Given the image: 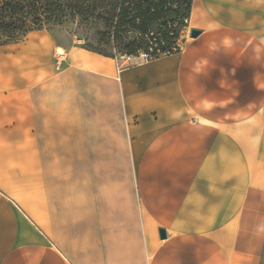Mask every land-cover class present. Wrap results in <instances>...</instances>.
Masks as SVG:
<instances>
[{
  "label": "crops",
  "instance_id": "1",
  "mask_svg": "<svg viewBox=\"0 0 264 264\" xmlns=\"http://www.w3.org/2000/svg\"><path fill=\"white\" fill-rule=\"evenodd\" d=\"M76 41L0 44V264H264V0L120 70Z\"/></svg>",
  "mask_w": 264,
  "mask_h": 264
},
{
  "label": "trees",
  "instance_id": "2",
  "mask_svg": "<svg viewBox=\"0 0 264 264\" xmlns=\"http://www.w3.org/2000/svg\"><path fill=\"white\" fill-rule=\"evenodd\" d=\"M192 0H0V44L18 41L29 31L45 25H59L66 18L101 20L112 42H120L122 53L138 57L149 47L174 52L187 26ZM132 31L133 39L122 33ZM84 48L106 56L105 49ZM155 58L161 56L155 51Z\"/></svg>",
  "mask_w": 264,
  "mask_h": 264
},
{
  "label": "rangeland",
  "instance_id": "3",
  "mask_svg": "<svg viewBox=\"0 0 264 264\" xmlns=\"http://www.w3.org/2000/svg\"><path fill=\"white\" fill-rule=\"evenodd\" d=\"M46 27L56 28L60 26L67 33L71 34L74 39L82 46L92 45L94 47H100L105 49L113 57L117 53H122L120 42H112L109 38V33L104 23L101 20L88 19L79 20L78 18H66L62 24L59 25H45ZM182 34V33H181ZM123 40L133 39L135 33L129 31L122 33Z\"/></svg>",
  "mask_w": 264,
  "mask_h": 264
},
{
  "label": "built area",
  "instance_id": "4",
  "mask_svg": "<svg viewBox=\"0 0 264 264\" xmlns=\"http://www.w3.org/2000/svg\"><path fill=\"white\" fill-rule=\"evenodd\" d=\"M188 34H189V30H188ZM179 47H180V42H179V39H178L176 47H173L172 50L177 51L179 49ZM153 51H155L157 54H160V55L166 54L165 52L159 51V49H157V47H155V46L152 47L151 46V47H149V53L145 52V51H139L138 52V57L141 58L142 60L153 59V58H155V54L152 53ZM132 58H133V56H131V55L127 54V53H117L114 56L115 64H116L117 69L120 70L121 68H123L126 64H128L130 62V60Z\"/></svg>",
  "mask_w": 264,
  "mask_h": 264
},
{
  "label": "water",
  "instance_id": "5",
  "mask_svg": "<svg viewBox=\"0 0 264 264\" xmlns=\"http://www.w3.org/2000/svg\"><path fill=\"white\" fill-rule=\"evenodd\" d=\"M199 33H200V30L199 29H196V28L189 29V36L190 37H196ZM159 236L161 238H164L165 237V231H164V229H159Z\"/></svg>",
  "mask_w": 264,
  "mask_h": 264
}]
</instances>
